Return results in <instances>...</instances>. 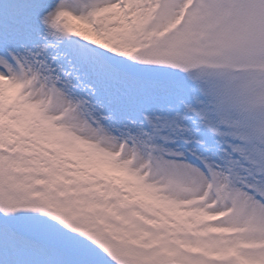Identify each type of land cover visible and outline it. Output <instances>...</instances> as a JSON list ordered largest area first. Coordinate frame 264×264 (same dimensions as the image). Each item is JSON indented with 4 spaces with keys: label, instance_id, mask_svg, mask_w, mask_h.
<instances>
[{
    "label": "snow or ice",
    "instance_id": "obj_1",
    "mask_svg": "<svg viewBox=\"0 0 264 264\" xmlns=\"http://www.w3.org/2000/svg\"><path fill=\"white\" fill-rule=\"evenodd\" d=\"M0 264H264V0H0Z\"/></svg>",
    "mask_w": 264,
    "mask_h": 264
}]
</instances>
